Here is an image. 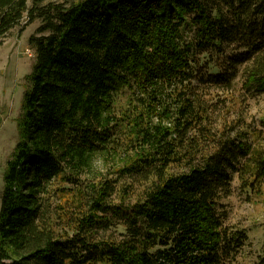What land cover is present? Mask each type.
I'll use <instances>...</instances> for the list:
<instances>
[{
	"label": "trees",
	"instance_id": "trees-1",
	"mask_svg": "<svg viewBox=\"0 0 264 264\" xmlns=\"http://www.w3.org/2000/svg\"><path fill=\"white\" fill-rule=\"evenodd\" d=\"M43 1L0 0V46L24 21L42 34L3 177L0 264H232L248 237L220 200L234 173L245 190L264 183V138L219 130L210 93L241 72L248 95L264 92V0ZM122 129L120 175L150 182L130 207L82 180Z\"/></svg>",
	"mask_w": 264,
	"mask_h": 264
},
{
	"label": "rangeland",
	"instance_id": "rangeland-1",
	"mask_svg": "<svg viewBox=\"0 0 264 264\" xmlns=\"http://www.w3.org/2000/svg\"><path fill=\"white\" fill-rule=\"evenodd\" d=\"M69 2L68 0L43 1L44 4H68ZM31 5L29 3V6ZM40 27L39 20L32 24L24 21L2 39L0 46V207L6 165L18 142L17 122L22 111L24 92L29 87L26 78L31 73L35 62V51L30 44V39L34 36H42L38 33ZM217 71L218 69L210 70L213 74ZM244 82V74L241 72L233 91L227 93L215 88L211 90L212 103L217 112L215 126L219 130L224 128L229 131L231 124L239 133H246V127H248V132L258 133L261 140L264 138V92L248 95ZM126 100L127 95L125 94L119 98L118 102L123 106ZM117 110L116 114L120 116L121 108L117 106ZM122 131L123 129L120 131L122 138L119 142L122 149H117L115 154L112 151L110 154L97 155L91 169L87 171V175L82 180L86 184L111 183L116 191L110 201L116 205L130 207L136 203L139 195L150 182H139L129 176L120 175L125 156L132 154L130 147L124 145L129 142L126 139L128 131H124L123 134ZM178 171L174 170V172ZM124 197H126L125 203L122 202ZM71 198L72 196H68L64 202ZM220 202L228 212L226 224L244 232L248 237V241L232 264L256 263L264 251V183L259 189L245 190L241 186L238 174L234 173L229 193L223 195ZM69 208L66 207V210ZM114 232L117 235L124 230L118 228Z\"/></svg>",
	"mask_w": 264,
	"mask_h": 264
}]
</instances>
